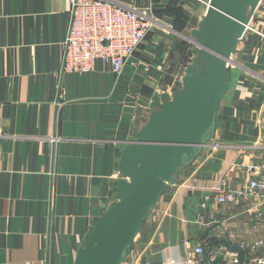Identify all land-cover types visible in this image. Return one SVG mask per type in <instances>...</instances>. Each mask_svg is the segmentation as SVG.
I'll use <instances>...</instances> for the list:
<instances>
[{"label":"crops","instance_id":"0c3cea01","mask_svg":"<svg viewBox=\"0 0 264 264\" xmlns=\"http://www.w3.org/2000/svg\"><path fill=\"white\" fill-rule=\"evenodd\" d=\"M71 20L70 0H0V264L74 263L87 232L117 200L122 149L150 116L142 108L166 88L160 83L166 84L172 39L158 27L135 55L138 67L126 69L117 85L100 68L63 74ZM153 40L158 48L151 55ZM233 62L231 72L239 73L235 79L231 73L212 140L223 146H208L168 184L125 264H188L187 241L204 247L195 264H214L221 245L229 253L219 264H230L231 253L264 247V219L255 221L247 202L217 204L210 188L239 146L264 144V0Z\"/></svg>","mask_w":264,"mask_h":264},{"label":"water","instance_id":"95a60500","mask_svg":"<svg viewBox=\"0 0 264 264\" xmlns=\"http://www.w3.org/2000/svg\"><path fill=\"white\" fill-rule=\"evenodd\" d=\"M262 0H208L190 34L194 60L175 82L172 96L155 92L152 112L125 142L119 161L117 200L87 232L73 264H125L151 210L176 175L211 144L221 101L228 92L233 56ZM63 73V72H62ZM223 255L213 260L219 264Z\"/></svg>","mask_w":264,"mask_h":264},{"label":"built area","instance_id":"2783aa9c","mask_svg":"<svg viewBox=\"0 0 264 264\" xmlns=\"http://www.w3.org/2000/svg\"><path fill=\"white\" fill-rule=\"evenodd\" d=\"M70 2L72 20L66 41L63 74L86 75L99 71L100 68L102 71H111L115 77V84H119L126 69L138 67L134 60L136 53L152 29L162 25V22L153 16L151 6L128 7L108 0ZM207 2L205 1L206 5ZM249 27L250 25L248 29ZM184 75L185 70L176 81L182 80ZM175 82L162 92H168L172 96ZM65 95V90L61 89L60 97L64 99ZM151 103L146 107L150 114ZM221 146L223 145L212 141L209 145L214 150ZM245 156L249 157L247 161H244ZM210 188L217 204L232 209L247 202L249 204L247 212L254 220L257 222L263 220L264 144L239 146L237 159L229 164ZM201 208H206L205 202L201 204ZM261 245V241L256 242L254 247ZM185 247L189 252L186 257L188 264H195L196 255L204 254L203 246L193 248L191 242L187 241ZM213 252L212 250L210 254ZM215 253H221L224 260L229 249L221 245ZM238 257V253H231L230 264H239ZM260 263H264V259L260 260Z\"/></svg>","mask_w":264,"mask_h":264},{"label":"rangeland","instance_id":"374dc122","mask_svg":"<svg viewBox=\"0 0 264 264\" xmlns=\"http://www.w3.org/2000/svg\"><path fill=\"white\" fill-rule=\"evenodd\" d=\"M205 1L206 0H178L176 4L177 6L181 7L179 13L173 15L170 11H168L164 17H160L155 13L154 6L152 7V13L153 16H155L160 21H164L165 24L170 25L173 29L175 26L174 24L176 23L185 26V33L190 34L191 31L197 27L199 18L202 15L204 17V13L207 7ZM155 6L157 5L155 4ZM156 27H158L160 30H164L166 32L165 34H170L169 36L172 39L170 52L167 57L168 66L161 78V81H166V84L163 85L162 83H160L162 87L166 86V88L164 87V89H167L184 74L185 67L194 60L196 54L193 52V44H191L189 41L181 38L180 36L172 32L171 29L166 30L160 26ZM153 42L155 45H153L152 51L149 52L151 55L154 54L155 52L153 51H156V49L158 48V44H156L154 40ZM148 59H151L150 55ZM231 73H233V78L235 79L237 77V74L239 73V70L237 68H234L232 69ZM146 107L147 105H144L142 110L144 111ZM208 151H210L209 147H206L204 148L203 153ZM247 256L249 257V261L251 264H264L260 263V260L264 259V247L260 248L258 252ZM238 259L240 262L239 264H243L239 257Z\"/></svg>","mask_w":264,"mask_h":264},{"label":"trees","instance_id":"16d2710c","mask_svg":"<svg viewBox=\"0 0 264 264\" xmlns=\"http://www.w3.org/2000/svg\"><path fill=\"white\" fill-rule=\"evenodd\" d=\"M177 1L178 0H156L157 6L154 7L155 13L157 14V16H160V17H164L168 11H170L173 15L176 13H179L181 7L177 6V4H176ZM206 1H208V0H206ZM174 25H175L174 29L176 31L185 33V31H186L185 26H182V25L177 24V23ZM148 35H147V37H148ZM149 48L151 49V50H149L151 52L152 48L151 47H149ZM142 230H143V228H142ZM142 230L140 231V233L142 232ZM238 254H239V258L242 261V263L251 264L249 261V257L247 256V254L245 252L240 251ZM244 260H246V261H244Z\"/></svg>","mask_w":264,"mask_h":264}]
</instances>
